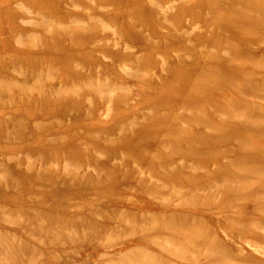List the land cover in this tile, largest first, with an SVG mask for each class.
Returning <instances> with one entry per match:
<instances>
[{
    "label": "rangeland",
    "instance_id": "374dc122",
    "mask_svg": "<svg viewBox=\"0 0 264 264\" xmlns=\"http://www.w3.org/2000/svg\"><path fill=\"white\" fill-rule=\"evenodd\" d=\"M191 1L0 0V264H264V3Z\"/></svg>",
    "mask_w": 264,
    "mask_h": 264
},
{
    "label": "bare ground",
    "instance_id": "6f19581e",
    "mask_svg": "<svg viewBox=\"0 0 264 264\" xmlns=\"http://www.w3.org/2000/svg\"><path fill=\"white\" fill-rule=\"evenodd\" d=\"M151 2L153 1V0H150ZM179 1V0H178ZM224 1V0H223ZM260 3H264V0L262 1V0H258ZM220 3V5H222L223 3H221L220 2V0L219 1H215V4H217V3ZM153 3V2H152ZM151 3V4H152ZM155 3H156V1H155ZM159 3V2H158ZM172 3V2H171ZM175 3V2H174ZM191 3H192V5H193V7L194 8H196L197 6H199L201 3L200 2H198V0H192L191 1ZM190 3V4H191ZM161 3H159L158 5H160ZM168 4H170L169 2H168ZM229 4H230V6H231V0H229ZM171 5V4H170ZM159 7H162V6H159ZM159 7H158V9H159ZM172 7V6H171ZM166 8V7H165ZM174 8V7H173ZM198 8V7H197ZM172 9V8H171ZM174 10V9H173ZM127 12V11H126ZM167 15V14H166ZM241 16H245V17H247L251 22H253L255 25H254V29L253 30H255L256 28H259L258 30H257V32H259V34L260 35H262V34H264V32L263 31H261V30H264V18L262 19V20H256V19H254V18H252V17H250L249 15H247L246 13H244V12H240V13H237V14H235V16L232 18V22H231V19L229 20V22L228 23H225L226 25H228V26H230V28H234L235 30H236V34H235V37L234 38H236L237 40L235 41L236 43H238V41H242V42H245V40L246 41H248L249 43H252L253 42V40L250 38V36H249V32L248 31H245V30H242L241 28H240V26H238V25H236L237 24V22H238V19L241 17ZM180 18H181V16H176L175 17V21H177V20H179V21H177L176 23H178V24H180L181 23V21H180ZM189 18V17H188ZM198 20V16L197 15H195V19H194V22L195 21H197ZM197 24V23H196ZM116 27V26H115ZM235 27H237V29L235 28ZM114 30V34L116 33L117 34V32H115V28L113 29ZM231 30H233V29H231ZM113 32V31H112ZM231 33H233L234 34V31H231ZM119 37V36H118ZM120 37H121V35H120ZM120 40V39H119ZM119 40H118V42H119ZM117 41V40H116ZM115 41V42H116ZM116 44V43H115ZM127 45H128V43H127ZM215 49L216 50H218L219 52H221V51H223V53H227V54H231V42L230 43H227V42H225L223 45H217V46H215ZM233 50H237V52L234 54V56H233V62H235L236 64H237V67L236 68H242L243 70H249L248 68V65H247V62L246 61H248L249 59H250V56H248V54H246V48H244V50H241L239 47H237V46H235V47H233ZM222 53V52H221ZM222 53V54H223ZM248 59V60H247ZM239 60H241L240 61V63H237L236 61H239ZM232 76H233V74H231V78H232Z\"/></svg>",
    "mask_w": 264,
    "mask_h": 264
}]
</instances>
